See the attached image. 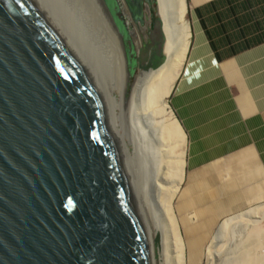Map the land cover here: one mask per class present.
<instances>
[{"label":"water","instance_id":"water-1","mask_svg":"<svg viewBox=\"0 0 264 264\" xmlns=\"http://www.w3.org/2000/svg\"><path fill=\"white\" fill-rule=\"evenodd\" d=\"M97 1L131 76L132 26L146 15L153 25L156 3ZM115 110L104 70L53 0H0V264H155Z\"/></svg>","mask_w":264,"mask_h":264},{"label":"crops","instance_id":"crops-1","mask_svg":"<svg viewBox=\"0 0 264 264\" xmlns=\"http://www.w3.org/2000/svg\"><path fill=\"white\" fill-rule=\"evenodd\" d=\"M184 1L188 55L169 99L186 142L173 214L195 264L224 219L264 201V0Z\"/></svg>","mask_w":264,"mask_h":264},{"label":"bare ground","instance_id":"bare-ground-1","mask_svg":"<svg viewBox=\"0 0 264 264\" xmlns=\"http://www.w3.org/2000/svg\"><path fill=\"white\" fill-rule=\"evenodd\" d=\"M53 1L60 10L65 11H62L65 17H71L73 19L75 25V22L77 23L75 19L76 13L68 7H65V2H63V0ZM66 1L67 5L72 8L75 2L74 10H81L76 1ZM154 1L156 3L155 13L157 14L163 39L161 47L163 62L157 71H155L157 78L151 77V70L136 69L134 71V81H130L127 73L124 52L120 46L121 42L112 40L113 42L111 41L110 44L111 49L108 51L107 47V50L104 52L102 51L103 53L101 52L105 57L103 59L102 54H100V52H98L93 46V40H90L86 36L82 25H79L78 23L77 25L80 32H82L86 38L87 47L104 70L116 104V110L120 109L121 111L122 103L116 100L113 91L114 86L111 83V76L114 77V70L118 74L120 80V84L117 86L118 90L116 91L117 93L124 95L123 103L126 104L128 102L127 108L130 115H132L133 118H136L134 130L131 129V126L133 125L131 120L129 122L127 121V129L131 135H133L129 138L130 146L133 147V152H127V154L131 164L133 163L136 173H140L138 175L140 188L142 186L141 189H143V192L146 190V194L148 193V195H150L148 200H146L145 196L142 195L141 190V197L147 212L153 236L154 263L186 264L183 240L180 236L178 224L173 214V200L183 179L185 135L169 106L166 105L165 100L169 97L178 78L179 71L182 68L190 40V27L189 21H187L186 17L187 6L184 0ZM93 6L95 7V5ZM100 11L96 10V14L103 18L101 14L102 12ZM104 15L107 17L105 12ZM146 17L149 18L148 15H146ZM84 25L85 24L83 23V26ZM143 27H140V29ZM131 42L137 51L141 45V35L136 29L132 31ZM125 84H127L126 95L124 89ZM155 92L157 93V97L154 102ZM151 93L153 101L152 109L148 106L151 103ZM134 106L137 107V110H134ZM116 110L115 133L120 142L128 149L124 137L121 134V130L124 126L121 122V117L116 113ZM142 126L145 127L148 132H142ZM119 128H121V130ZM135 130L136 132L140 131L143 134L142 137L146 148L150 147V144L147 141L148 139H146L149 131L151 133V140H155L154 143L159 145L158 153L160 159L152 169L154 174L153 177L155 178L154 182L152 179L146 178L145 175V172L150 168L146 170L144 169V171L141 170L142 161L138 155V141L136 134H134ZM126 135L129 136V134ZM150 150L151 149L148 148V153H150ZM236 227H240L238 228V230L241 229L240 235L232 242L233 251H229L228 254H232L233 256L227 261L228 264H264V249L261 253L259 252L260 242L264 241V205L237 214L232 218L224 219L219 224L216 232L212 235L210 242L205 249L206 258L210 261H214L215 258L220 256L219 251L221 247L217 248V244L223 241V239L229 235V232H231V230L233 232V229ZM157 235H159V248L157 251L158 257L156 258L155 238Z\"/></svg>","mask_w":264,"mask_h":264},{"label":"rangeland","instance_id":"rangeland-1","mask_svg":"<svg viewBox=\"0 0 264 264\" xmlns=\"http://www.w3.org/2000/svg\"><path fill=\"white\" fill-rule=\"evenodd\" d=\"M69 1H72V0H69ZM74 1H76L77 5L81 8V10H74L75 2L73 4V8H72V7L67 5L66 0H63V2H65L64 6L68 7L70 10L74 11V13L77 14V15L75 14V17H76L75 19H76L77 23L79 25H82V27L84 28L86 36L90 40H93V46L95 47V49L98 52H100V54H102L105 50H107V47H108V51H109L111 49L110 48L111 47L110 46L111 41L116 40L118 42L120 40L117 37L114 29L112 28V25L110 24L109 20L107 19V17H105L103 9L101 7V4L97 0H74ZM70 3H72V2H70ZM93 5H95V7ZM95 8H97V9H95ZM96 10H98V11L101 10L100 12H102L101 14H102L103 18L99 17L96 14ZM61 11H64V10H61ZM74 13H73V15H74ZM124 15L129 16L126 8L124 9ZM186 17H187V21L191 22V11L189 10L188 7H187ZM67 19L71 23V25L74 27V29L77 31V33L80 35V37L83 39L85 44L87 45L86 38L83 35V33L80 32L77 23L75 22V25H74L73 19L71 17L70 18L68 17ZM145 22L147 23V25H145V27H143L141 29H140V27L136 28V26H134V25L132 26V31L136 29L141 35V45L137 50V69L151 70V72H152L151 77L157 78L155 71H157V69L160 67V65L163 62V56L161 53V47H162L163 39H162V35L160 32V26H159L158 19H156V21L153 25H150L149 18H147V17L145 18ZM83 23L85 24L84 26H83ZM146 28H149V29L147 30ZM120 46H121V49L123 51V47H122L121 43H120ZM103 55L104 54H102V57L104 59L105 57ZM187 55H188V53H187ZM186 61H187V58H186ZM185 66H186V62L184 63V66L182 67L183 70L185 69ZM180 73H181V70L179 71V74ZM178 77H179V75H178ZM129 78H130V81H132V80L134 81V73L131 76H129ZM111 83L114 86L113 91H114L116 100H118L119 102L122 103L121 111H120V109H118V110H116V113L121 117V122H122L124 127L122 130H121V128H119V129L121 130V134L124 137V140L128 146V149H127V147H125L124 144H122V145H123L124 149L126 150V152L131 153V152H133V147L130 146V139L129 138H130V136L132 137L133 135H131V133L127 129V127H128L127 121L129 122L131 120V122L133 124L131 126V129L134 130L136 118H133L132 115H130V112L127 108L128 102L126 104L123 103L124 102V95L117 93V91H116V90H118L117 86H118V84H120V80H119L118 74L115 72V70H114V77L111 76ZM173 88H175V87L173 86ZM124 89H125V95H126L127 84H125ZM128 90H129V87H128ZM173 90L174 89H172L169 97L165 100L167 106H169V99H170V96H171ZM128 97H129V95H128ZM156 97H157V93L155 92L154 93V102L156 100ZM148 106L150 109L153 108L152 93H151V103ZM169 108H170V106H169ZM134 110H137L136 106H134ZM170 110L173 114V111L171 108H170ZM137 116H134V117H137ZM155 117H158V116H155ZM166 117H168V116H166ZM158 118H160V117H158ZM141 130H142V132L143 131L148 132V130H146L145 127H143V126H142ZM152 133H153V131H152ZM126 134H129V136H127ZM134 134H136V138L138 141V151H139L138 155L142 161L141 170L144 171V169L146 170V169L150 168L149 170H147L145 172V175H146V178H148V179L150 178L154 182L155 178L153 177L154 174L152 172V169L154 168V165L156 164V162L160 159V155L158 153V146L159 145L154 143L155 140L154 141L151 140V136H150L151 133L149 131V133H147L148 135H147L146 139H148L147 141L150 144V147H148V148H150L151 150H150V153H148V151H147L148 148H146L144 145V139L142 137L143 134L140 131L136 132V130L134 131ZM185 149H186V142H185ZM184 160H185V157H184ZM131 165H132V168L134 171V175H135L140 193L142 190V195L145 196L146 200H148L150 195H148V193L146 194V190H144V192H143V189H141L142 186L140 188V184H139L140 180H139V176H138L140 173H138V172L136 173L135 168L133 166V163ZM262 205H264V201L257 203V204H254V205H251V206H248V207L228 216L226 219L232 218L233 216H236L237 214L244 213L248 210H252V208L254 209V208H256L258 206H262ZM236 228L233 229V232L231 230V232H229V235L226 238H224L223 241H221L217 244V248L221 247L220 251H219L220 252L219 257L215 258L214 261L213 260L210 261L206 258L205 247L208 244L207 243L205 245V247L202 249L201 253L198 255L197 260L195 261V264H228L227 261L229 260V258H231L233 256L232 254H228V252L233 249V245H232L233 243L232 242L240 235L241 229L238 230V228H240V227H238L237 229ZM215 232H216V230L213 232V234ZM158 248H159V235H157L155 238L156 258L158 257V255H157ZM263 249H264V241H261L259 252L261 253V251Z\"/></svg>","mask_w":264,"mask_h":264}]
</instances>
